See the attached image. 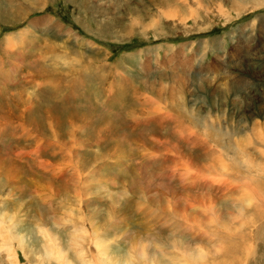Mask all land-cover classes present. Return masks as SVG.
<instances>
[{"label": "rangeland", "instance_id": "rangeland-1", "mask_svg": "<svg viewBox=\"0 0 264 264\" xmlns=\"http://www.w3.org/2000/svg\"><path fill=\"white\" fill-rule=\"evenodd\" d=\"M262 130L264 0H0V264H264Z\"/></svg>", "mask_w": 264, "mask_h": 264}, {"label": "bare ground", "instance_id": "bare-ground-1", "mask_svg": "<svg viewBox=\"0 0 264 264\" xmlns=\"http://www.w3.org/2000/svg\"><path fill=\"white\" fill-rule=\"evenodd\" d=\"M31 27H33V26H31ZM15 38V37H14ZM13 41V40H12ZM12 41H10V42H12ZM15 45V44H14ZM257 121V120H256ZM251 124V116L250 115H248V117H247V125L248 124ZM257 123V124H256ZM255 124H254V122H253V126H252V128L253 127H255V125L257 126L256 127V129H258V128H260V125H258L259 123L258 122H256ZM245 126V128L247 127L248 128V126L250 127V125H248V126ZM252 125V124H251ZM263 128V127H262ZM254 130H255V128H253ZM255 136H256V138H255ZM261 138H264V132H263V130H262V132H259L258 134H252V136H251V141L249 142V145H250V147L252 146V147H254V149H257L256 147H259L258 145H255V144H253V141H257L258 140V143L260 144V145H262V146H264V143H262V141H261ZM240 140H238V143H240L239 142ZM244 144V143H243ZM251 147V148H252ZM247 148V147H246ZM250 148V149H251ZM244 150V149H243ZM245 151V150H244ZM237 153V152H236ZM235 152H227V154H228V159H232V158H234L235 159V157L237 158V154H236ZM246 154L250 157V156H252L253 155V153H252V150H249V151H247L246 152ZM222 156V155H221ZM219 158V157H218ZM243 160V159H242ZM237 163V162H236ZM237 166V165H236ZM251 167V166H250ZM249 168V167H248ZM259 215H261V213L260 212H256L255 213V217L256 216H259ZM255 217H253V218H255ZM247 222H250V221H247ZM229 227V226H228ZM228 227H225V229L227 228L228 229ZM236 231V230H235ZM231 232V231H230ZM238 232V231H237ZM240 232V231H239ZM226 233V232H225ZM235 233V232H234ZM226 236V235H225ZM228 236V235H227ZM233 236V235H232ZM239 238H241L240 236H239ZM223 242V245H222V251H221V253H220V255H219V257H218V259H219V261L217 262V263H215V264H255L256 263V261L257 260H259V258L258 257H250V253H249V251L248 250H246V249H243L242 248V241H241V239H238V238H236V236H234V237H230V238H228V237H224V241H222ZM63 256H61V260L62 261H64L63 260ZM244 260H246V263H243L242 261H244Z\"/></svg>", "mask_w": 264, "mask_h": 264}, {"label": "crops", "instance_id": "crops-1", "mask_svg": "<svg viewBox=\"0 0 264 264\" xmlns=\"http://www.w3.org/2000/svg\"><path fill=\"white\" fill-rule=\"evenodd\" d=\"M71 2H74L75 0H70ZM78 2V1H77ZM20 34H22V33H20ZM23 35V34H22ZM9 38V37H8ZM11 38H9V40H10ZM14 41H17V39L16 38H14Z\"/></svg>", "mask_w": 264, "mask_h": 264}]
</instances>
